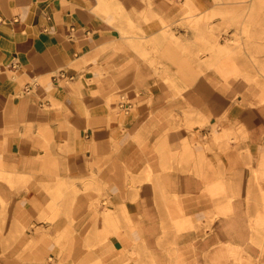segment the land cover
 Masks as SVG:
<instances>
[{
    "label": "crops",
    "instance_id": "obj_1",
    "mask_svg": "<svg viewBox=\"0 0 264 264\" xmlns=\"http://www.w3.org/2000/svg\"><path fill=\"white\" fill-rule=\"evenodd\" d=\"M247 6L0 0V264H264Z\"/></svg>",
    "mask_w": 264,
    "mask_h": 264
},
{
    "label": "rangeland",
    "instance_id": "obj_2",
    "mask_svg": "<svg viewBox=\"0 0 264 264\" xmlns=\"http://www.w3.org/2000/svg\"><path fill=\"white\" fill-rule=\"evenodd\" d=\"M247 2V10H249L250 4L253 5L251 11H246L238 20L234 21L241 20L239 23L233 24L234 30L226 29L221 38H224L228 48L232 49L228 55L232 56L233 54L237 59L243 58L247 61L249 58L251 62L248 64H253L256 67L257 71H254V75L260 79L261 74L264 75L260 67V60L264 58L261 56L264 54V0H247ZM246 53H256V55L250 54L247 57Z\"/></svg>",
    "mask_w": 264,
    "mask_h": 264
},
{
    "label": "built area",
    "instance_id": "obj_3",
    "mask_svg": "<svg viewBox=\"0 0 264 264\" xmlns=\"http://www.w3.org/2000/svg\"><path fill=\"white\" fill-rule=\"evenodd\" d=\"M17 65H15V67H16ZM72 79L73 77H71V76H67L65 73H64V71H59L58 73H55L54 75H53V80H54V82L55 83H57V81L59 80V79ZM38 85V80L35 78L33 81H32V83H30L28 86H26L25 87V89H24V92H29V91H31L35 86H37Z\"/></svg>",
    "mask_w": 264,
    "mask_h": 264
},
{
    "label": "bare ground",
    "instance_id": "obj_4",
    "mask_svg": "<svg viewBox=\"0 0 264 264\" xmlns=\"http://www.w3.org/2000/svg\"><path fill=\"white\" fill-rule=\"evenodd\" d=\"M248 7V6H247ZM247 7L246 8H244V9H241L240 11H238V12H235L234 14H233V17H232V20H233V22L234 21H236V20H238L239 19V17H241V15L243 14V13H245L246 11L248 12V11H251V9L253 8V5H249V10H247ZM232 49L231 48H229V52L231 51ZM228 52V53H229Z\"/></svg>",
    "mask_w": 264,
    "mask_h": 264
}]
</instances>
